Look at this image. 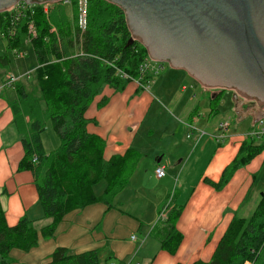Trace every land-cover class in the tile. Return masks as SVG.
I'll list each match as a JSON object with an SVG mask.
<instances>
[{
  "label": "crops",
  "instance_id": "0c3cea01",
  "mask_svg": "<svg viewBox=\"0 0 264 264\" xmlns=\"http://www.w3.org/2000/svg\"><path fill=\"white\" fill-rule=\"evenodd\" d=\"M4 79L5 76L0 74V90ZM15 86L8 89L10 101L2 98L0 93V203L7 226L13 227L25 217L33 221L40 231L50 220L42 218L32 173L18 168L24 151L21 135L13 124L18 109L10 104L17 98ZM208 90L184 71L172 69L143 87L134 82H129L120 91L110 86L102 87L85 113L89 121L86 130L105 142V159L133 150L140 155L139 161L145 158L155 167H164L165 176L161 179L155 177L159 188L151 190L158 198L149 212L151 216L147 217V210H139L138 214L135 211V203L142 196L137 191L148 186L147 179L145 186L135 185L130 196L127 193L132 188L131 181H140L136 172L128 186L115 197L116 200L119 198L120 205L134 212L116 204L114 208H107L99 203L71 212L57 227L53 238L47 240L39 235L38 246L27 254L12 251L11 257L15 260L12 264L19 261L24 264H45L58 247L66 248L73 254L100 249L102 263L110 258L118 259L119 264L209 262L231 220L235 216L242 218L239 213L251 190L255 166L252 159L237 170L221 190L206 182L219 181L245 141V136L239 130L240 123L233 126L226 138L217 140L219 126L217 122L209 120L218 114L225 91L219 94L221 90ZM229 94L232 97L230 108L239 118L250 119L252 129L256 127L264 112L255 111V103L235 98L231 91ZM185 133L191 136L186 137V141L180 140ZM57 138L54 137L53 144H45L42 135L47 153L58 147ZM203 153H207L208 158L194 180L190 178L188 169L192 167V161L201 158ZM135 178L139 179L134 181ZM170 180L175 181L172 201L159 210L163 197L158 194L161 188L169 187ZM177 206H182L176 223L182 240L176 252L169 254L160 248L163 234L159 231L164 229L163 222L168 211ZM156 222H161V226L152 235L156 226L152 231L150 226Z\"/></svg>",
  "mask_w": 264,
  "mask_h": 264
},
{
  "label": "trees",
  "instance_id": "16d2710c",
  "mask_svg": "<svg viewBox=\"0 0 264 264\" xmlns=\"http://www.w3.org/2000/svg\"><path fill=\"white\" fill-rule=\"evenodd\" d=\"M71 5V19L62 4L50 6L47 14L42 6H35L15 21L10 13H0V43L6 42V53L19 49L24 38L36 58L34 90L28 91L19 83L15 86L18 111L13 124L24 151L18 168L32 173L42 218L50 220L40 231L25 217L9 227L0 203V264L13 262L9 257L12 250L27 253L36 248L39 235L53 238L71 212L98 203L114 208L115 197L128 186L140 159L133 150L105 159V142L87 132L85 113L102 87L120 91L129 83L115 68L138 77L140 65L148 58L146 50L137 42L129 44L130 34L118 7L103 0H88L87 26L81 33L75 0ZM30 24L36 32L33 38L28 34ZM51 27L56 30L54 34L49 33ZM9 65L8 55H0V70ZM148 80L151 78L146 77L144 82ZM49 126L59 145L47 153L42 135ZM255 143L245 140L219 181L206 182L221 190L237 170L263 151ZM101 182L105 186L97 195L94 188ZM181 212L182 206L171 208L164 229L159 231L163 234L160 248L169 254L176 252L182 240L176 229ZM45 264L103 263L98 250L73 254L66 248H56ZM193 264H264V192L250 218L235 216L231 220L210 261Z\"/></svg>",
  "mask_w": 264,
  "mask_h": 264
},
{
  "label": "water",
  "instance_id": "95a60500",
  "mask_svg": "<svg viewBox=\"0 0 264 264\" xmlns=\"http://www.w3.org/2000/svg\"><path fill=\"white\" fill-rule=\"evenodd\" d=\"M0 0V13L23 2ZM118 7L150 60L184 71L204 89L225 90L264 112V0H103Z\"/></svg>",
  "mask_w": 264,
  "mask_h": 264
},
{
  "label": "rangeland",
  "instance_id": "374dc122",
  "mask_svg": "<svg viewBox=\"0 0 264 264\" xmlns=\"http://www.w3.org/2000/svg\"><path fill=\"white\" fill-rule=\"evenodd\" d=\"M72 9H73V5H65V10L67 11V16L70 19L72 17V15H71ZM5 47H6V42H4V41L1 42L0 43V55L7 54L9 59H10V65L8 68L0 70V74L4 75L5 79H7L11 76H17L18 74H19V76H21V75H24L26 73H30L29 78L22 77L20 79L19 83L22 84L25 87V89L28 91L34 90V88L36 86V74H35L34 70L36 69L37 63H36V58H35L32 46L29 43L28 39L22 38L21 47L15 51H13V52L6 53ZM16 51L17 52H20V51L24 52L25 57L21 58V59L15 58V56L13 54ZM162 64L164 67V72L171 70L166 63H162ZM164 72L161 71L158 76H154L152 81L154 82V81L158 80L159 77ZM8 89L9 88H7V89L3 88L0 90V93H1L2 98H5L6 100L10 101V96H9L10 92ZM231 103H232V97L229 94V91H225L223 99H222L220 106H219L218 114L214 118L211 117L212 119H210L209 121L217 122V127L219 126L220 123L227 122L229 125V127H228L229 131L227 130L226 135H228L229 133L232 132L234 125H237L240 123L241 128L239 130L242 133V136H245L249 132L248 129L251 128V130H252V125L250 124V119H247L246 117H244V118L240 117L239 118V116L236 115L235 111L232 108H230ZM10 104H11V106L15 107L13 102L12 103L10 102ZM205 114L206 113H204V115ZM200 117H204V116L200 115ZM218 134H219V132H218ZM190 136H191L190 133H188V134L185 133L184 135L180 136V138H181L180 140L186 141L185 138L186 137L188 138ZM54 137H56V134H54V132L50 129H47L45 131V133L43 134V139L45 140V144L48 142L52 143ZM205 138L208 139L207 136ZM244 139L247 140L248 138L244 137ZM255 144L262 146L263 151L259 155H257L253 159V162H252V164L255 166V171L253 173V183H252L249 195H248L247 199L245 200V202L243 203L242 208H241L240 213H239V216L242 218H245V219L250 218V216L253 214L256 206L258 205V203L260 201V196L264 192V137H262L260 139H256ZM52 148H54V147H52ZM191 148H189V150H188L189 152L191 151ZM207 158H208L207 153H203V156L201 158H198V159L195 158L192 161V167H189V169H188L191 172L190 178H194V180H196L198 178L199 174L201 173V171L203 169L205 162L207 161ZM139 162H138L133 174L138 172L137 175L139 176L140 181L139 182L137 181V183L136 182L134 183L133 181H131L130 184H131L132 188H131V190H128L127 193L130 196L131 191H132L133 187H135V185L139 184L140 186H145V184H144L145 179H147L146 183L148 186H145V188H141L137 191L140 194L142 193V196H141V199H138L135 203V211L138 214L139 210H142L144 212L147 210L148 212H146V214L148 213L149 215L147 214V217H149L152 214V213L150 214L149 212L152 210L153 203L156 201V199H158V198H156V196H154L152 194L151 190L152 189L155 190V188H159L160 184L158 183V180L155 178V174H154L155 164H152L151 161H147L145 158L141 159ZM152 165H153V167H152ZM139 178H135L134 181H136ZM181 183H182V178L180 179L179 186L181 185ZM104 186H105V184L103 182L98 184L94 188L95 194H97V195L101 194L102 190L104 189ZM161 189H162L161 193H159L158 196L161 195L160 197H163V203L161 206H159V210H162V206L164 207L165 204L171 203L173 193L175 190V181L170 180L169 187H166V189H164V188H161ZM119 194H118V196H119ZM117 199L119 200V198H117ZM118 200L115 199L114 204H116L118 207L127 209L125 206L120 205V203H118L119 202ZM127 210L134 212L131 209H127ZM155 226H156V229L152 235L156 234V230L161 226V222L153 223V225L150 226L151 231L154 229ZM137 235H139V234H136V236ZM140 236H142V235H140ZM140 238H143V236ZM58 248H60V247H58ZM12 251H14V250H12ZM12 251L10 252L9 257L13 260L12 263H15V260L11 257ZM20 252H22V251H20ZM22 253H24V252H22ZM27 253H29V252H27ZM27 253H24V254H27ZM111 262H114V263H111ZM119 263L120 262L118 261V259H115V258H110L106 262V264H119ZM17 264H24V262L19 261ZM103 264H105V263H103Z\"/></svg>",
  "mask_w": 264,
  "mask_h": 264
},
{
  "label": "built area",
  "instance_id": "2783aa9c",
  "mask_svg": "<svg viewBox=\"0 0 264 264\" xmlns=\"http://www.w3.org/2000/svg\"><path fill=\"white\" fill-rule=\"evenodd\" d=\"M76 7H77V28L80 30V32H84L87 26V8H88V0H75ZM55 4H62L63 6L65 5H71L72 1L71 0H63L59 3ZM55 4H41V5H27L23 2H20L16 4L14 7L9 9L8 13L11 14V18L13 21L17 20L25 11L31 10L35 6H42L43 11L45 14L48 13V9L50 6L55 5ZM56 32L54 27H51L49 30L50 34H54ZM28 34L30 35L31 38L36 36L35 29L32 24L28 26ZM15 58L21 59L25 57L24 52H14L13 54ZM116 73L124 80L129 81V82H134L140 86H144L148 84L149 82L152 81L154 76H158L160 72L164 71L163 64L160 62H155L150 60L149 58L145 59L142 64L139 67V73L138 77H130L129 75L123 73L121 70L115 68ZM30 73H26L24 75H17V76H11L7 79L3 80L2 83V89L3 88H12L14 87L22 77L29 78ZM146 77H150L151 80H148L144 82ZM145 83V84H144ZM190 126V125H189ZM228 123L223 122L219 124V134L216 136L217 140H223L226 138V132L228 130ZM246 138L256 140L264 137V114L263 117L258 121V124L256 127H254L252 130H250L246 135ZM155 177L157 179H161L165 176V169L161 165H156L155 170ZM134 239V237H132Z\"/></svg>",
  "mask_w": 264,
  "mask_h": 264
}]
</instances>
